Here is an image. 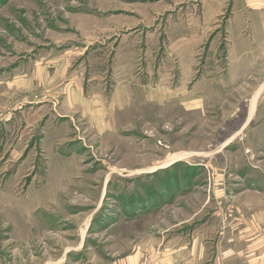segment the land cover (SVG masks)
Wrapping results in <instances>:
<instances>
[{
	"label": "rangeland",
	"instance_id": "1",
	"mask_svg": "<svg viewBox=\"0 0 264 264\" xmlns=\"http://www.w3.org/2000/svg\"><path fill=\"white\" fill-rule=\"evenodd\" d=\"M77 87L128 106L106 121L70 113ZM192 251L193 264H264L255 10L0 0V264H174Z\"/></svg>",
	"mask_w": 264,
	"mask_h": 264
},
{
	"label": "crops",
	"instance_id": "2",
	"mask_svg": "<svg viewBox=\"0 0 264 264\" xmlns=\"http://www.w3.org/2000/svg\"><path fill=\"white\" fill-rule=\"evenodd\" d=\"M244 3L246 6L252 10H255V13L257 14V21L258 24H260L261 27L264 29V0H244ZM77 90L70 89V92L73 91V93H70L68 96V100L66 101V109H70V113L76 112V114L82 115L84 118H89V119H96L98 118L99 120H104L106 121L107 114L109 115V112L111 113L109 117H111L116 111L122 112L123 107L128 106V102L124 103L120 101V105L118 108H116V104L111 100L107 98V90L106 87H101L99 90L95 91L91 94V91L89 92L91 97H87L88 94L84 89L77 87ZM87 94V96H85ZM130 105V103H129ZM253 112V111H252ZM195 237V234H194ZM196 238V237H195ZM196 241V240H195ZM194 241V243H195ZM187 243V241H186ZM186 243L184 242V245L186 246ZM191 248L185 247L182 249L186 250H191L192 248L195 249V246ZM182 249L178 250L181 251ZM177 252V251H176ZM172 252L171 256L166 258L167 260H172L174 261L175 259V253ZM184 258L187 260L186 263L180 262V263H174V264H188L189 258L191 259V263L193 264V251L191 252V257H189V252L184 253ZM165 255V254H164ZM165 260V258H163ZM166 261V260H165ZM204 261L199 262V264H202ZM206 262V261H205ZM255 263L254 264H259V259L258 257H255Z\"/></svg>",
	"mask_w": 264,
	"mask_h": 264
}]
</instances>
